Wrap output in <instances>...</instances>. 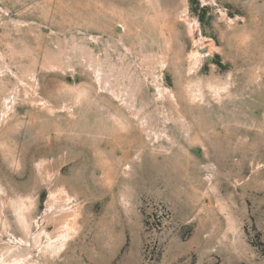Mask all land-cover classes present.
<instances>
[{
	"label": "rangeland",
	"instance_id": "obj_1",
	"mask_svg": "<svg viewBox=\"0 0 264 264\" xmlns=\"http://www.w3.org/2000/svg\"><path fill=\"white\" fill-rule=\"evenodd\" d=\"M0 264H264V0H0Z\"/></svg>",
	"mask_w": 264,
	"mask_h": 264
},
{
	"label": "water",
	"instance_id": "obj_2",
	"mask_svg": "<svg viewBox=\"0 0 264 264\" xmlns=\"http://www.w3.org/2000/svg\"><path fill=\"white\" fill-rule=\"evenodd\" d=\"M80 33V32H79Z\"/></svg>",
	"mask_w": 264,
	"mask_h": 264
}]
</instances>
